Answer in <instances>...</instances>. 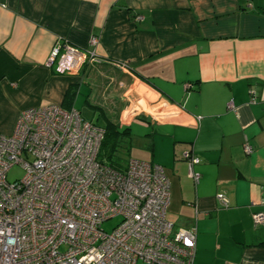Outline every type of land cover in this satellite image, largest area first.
I'll use <instances>...</instances> for the list:
<instances>
[{
	"label": "crops",
	"instance_id": "crops-1",
	"mask_svg": "<svg viewBox=\"0 0 264 264\" xmlns=\"http://www.w3.org/2000/svg\"><path fill=\"white\" fill-rule=\"evenodd\" d=\"M63 42L94 59L56 73ZM49 104L128 127V157L167 173V219L196 229L194 264H264V0H0V133Z\"/></svg>",
	"mask_w": 264,
	"mask_h": 264
},
{
	"label": "built area",
	"instance_id": "built-area-1",
	"mask_svg": "<svg viewBox=\"0 0 264 264\" xmlns=\"http://www.w3.org/2000/svg\"><path fill=\"white\" fill-rule=\"evenodd\" d=\"M93 59L63 42L51 48L46 65L76 74ZM103 134L58 104L24 109L13 131L0 133V264H194L195 227H176L166 217L165 169L131 157L122 170L109 167L98 159ZM251 149L245 142L244 150ZM182 156L197 183L199 157L189 150ZM16 164L23 175L8 182ZM217 198L228 206L223 194ZM112 218L118 223L104 231ZM252 220L264 224V212Z\"/></svg>",
	"mask_w": 264,
	"mask_h": 264
},
{
	"label": "trees",
	"instance_id": "trees-1",
	"mask_svg": "<svg viewBox=\"0 0 264 264\" xmlns=\"http://www.w3.org/2000/svg\"><path fill=\"white\" fill-rule=\"evenodd\" d=\"M103 138L99 145L98 159L103 161L109 167L115 170H122L126 160L129 157L125 156L128 127L119 128L117 125L108 122L104 127Z\"/></svg>",
	"mask_w": 264,
	"mask_h": 264
},
{
	"label": "rangeland",
	"instance_id": "rangeland-1",
	"mask_svg": "<svg viewBox=\"0 0 264 264\" xmlns=\"http://www.w3.org/2000/svg\"><path fill=\"white\" fill-rule=\"evenodd\" d=\"M127 146L126 150L124 148V152H125V156L128 157V138H127V144H125ZM132 149V154L133 153H137L138 150L136 147H133L131 148ZM140 151V150H139ZM129 156H132L134 157V155H130ZM135 158H140V157H135ZM142 159V158H140ZM23 175V170L22 168L19 166V165H13L9 168V170L7 171V174H6V180L8 182H12L14 180H17V179H20ZM119 221V218H112L110 220H107L105 222H103L102 224V229L106 232H110L113 227H115V225L118 223Z\"/></svg>",
	"mask_w": 264,
	"mask_h": 264
}]
</instances>
